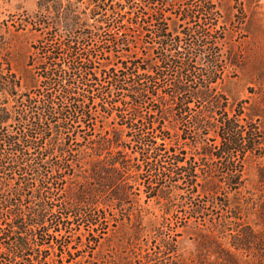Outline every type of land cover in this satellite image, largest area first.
<instances>
[{
  "label": "rangeland",
  "instance_id": "374dc122",
  "mask_svg": "<svg viewBox=\"0 0 264 264\" xmlns=\"http://www.w3.org/2000/svg\"><path fill=\"white\" fill-rule=\"evenodd\" d=\"M108 1L107 7L115 6L117 8L121 7L120 4L124 2L123 0ZM201 1L166 0L162 5L157 0H132L129 7L124 8V13H117V15L115 13L116 19L113 21L112 19L115 17L111 16L112 12L103 10L96 13L95 17L88 18L91 31L86 30L85 36L75 37L73 48L64 45L67 43V38L59 33L54 35L51 32L52 29L49 30L45 27L41 29L40 25L36 24L35 20L37 19L33 15L36 11L35 0H7L5 3H1L0 19L8 20L7 25L1 24L2 33L5 34L1 40L8 41L6 43L7 54L11 56L12 71L22 81V85L15 87L20 92L33 96L38 93L39 98L36 99H40L42 88H54L52 94L55 103L68 108V101L61 98L58 92V88L62 87L47 85L48 80L41 76L45 71L42 68L43 64L46 66L51 63L47 52L53 50L54 47L60 48L56 56H59L61 61L60 59L57 61L65 64L64 66L69 63L82 62V60H86L85 57L88 54L90 55L87 58L93 60L98 77L93 86L67 87L73 90L76 88L77 90L79 88L95 89L93 91L95 98L90 101V116L85 119L84 123L81 121L70 122L75 126L71 127L68 133H64L69 137L70 148L74 151L77 148L89 146L92 143L90 138L96 134L119 127L125 119L133 118L134 107L131 102L119 103L124 93L118 92V95H115L118 107L114 105L111 107L112 88L114 87L108 83L109 78L105 71L110 67H113L115 71L119 70L122 68L123 61L126 62L127 59L135 56L148 58L157 62V66L160 67L157 39L151 38L150 33H146V35L144 33L151 30V35H153L158 18L165 24L167 32L170 34L167 47L171 54L181 57L184 61L188 58L195 60L196 68L191 71L188 77L191 79L187 82L188 88H213L214 93L220 94L219 100L214 96L208 99L190 98L188 106L185 107L186 111L181 114L180 105L176 107L173 97L168 95L172 92L173 78L177 76L176 68L162 64V67L165 66L164 76L159 79L160 81L155 87L157 89L152 94H148L144 102L138 106L139 118L151 115L150 120L162 122V128L158 130L152 128L149 123L142 124L144 120L141 119L134 125L135 129H132V133L140 137L142 141L147 138L159 144L156 150L150 149L151 155L159 159V166H156L154 170L145 165L139 178L147 184L155 185L156 190L164 188L165 190L169 189L170 192L168 199L156 196L145 198V191L141 190V199L134 203L133 210L142 214L145 223L155 222L158 226L163 225L161 233H155L149 226L139 239L132 240L127 234L132 222L126 220L118 225L110 221L107 230L104 229L98 234L86 222L85 216L72 217L70 209L64 207L65 202L70 203L66 199L65 189L74 179L61 183L51 177H46L45 188H48V191L51 192L49 195L52 197L47 202L49 205L53 202L54 208L48 212L45 224L51 225L52 212L55 213L54 215L60 216V223L53 230L49 228L47 236L44 237L48 239L49 246L40 247L42 249L39 251L40 253L36 250L35 242H31L32 249L28 252L37 256V261L34 260L33 264H175V257L171 252H158L160 248L158 245L162 240L174 238L173 232H177L176 238L180 252L189 256L196 252L195 240L198 238V230L210 229L212 223L216 224L224 216H229L231 210L233 213L237 211L234 213L236 217H231L232 226L243 228L245 224H251L258 229L264 228L258 218L259 206L264 204V184L258 181L257 174L260 168H264V143L262 142L254 150L246 153L243 163L244 185L237 192L225 188L224 182L221 181V160L204 156L199 151L201 144L215 146L219 142L217 132L220 128V121L208 115L214 114L210 113L213 108L217 116H219L217 113L223 112L220 107H217L219 104L222 105V94L224 97H228L225 110L229 115L235 113L236 104L240 101L244 102L246 112L249 111V107L258 105L262 114L257 115L254 120L258 119V125L260 124L264 128V0H210L212 6L208 13L206 15L197 14V21H194L187 16L186 12L190 8H198ZM75 9L85 16V5L80 4ZM144 12L146 15L143 14ZM131 16L134 20L139 21L137 26L128 25ZM45 22L50 24L47 20ZM199 25L207 28L205 30L207 39L204 38V40H208L207 50L213 51L214 70L216 71L208 66L205 59L191 54L188 50L189 36L186 34L198 29ZM123 32H127L126 34L132 40L130 46L127 47L129 51L126 53L128 54L122 53L120 47L115 44L104 42L105 38L121 36ZM174 37L180 39V46L176 49L172 46ZM213 71L218 76L217 81L207 86L205 79H208V75ZM9 101L14 103L12 98ZM104 104L105 107L102 108L101 105ZM156 106L165 110L164 119L162 112L158 111L154 114L151 111ZM15 109L20 110V107L16 105ZM198 110H202L206 119L213 121L210 129H204L205 136H201V128H198L193 117L191 118L198 113ZM246 112L242 114V117H246ZM240 123L246 124L248 129L254 125L253 121L252 124L246 123L244 119L240 120ZM15 127L14 124L10 126V128ZM256 132L260 134L259 131ZM128 135L130 133L123 135L125 140ZM161 135H167V138L163 140ZM80 140L83 141L80 142ZM127 144L130 146V142ZM171 144L178 155L167 150ZM133 145V150L138 153L142 144L134 142ZM128 151L130 150L126 152ZM59 156L55 153L45 158L48 160L44 167L53 166ZM181 157L192 158L196 162V170L199 174L198 185H189L183 175L172 176L170 174L173 159ZM141 158L140 153L139 160ZM130 163H138L136 157L130 156ZM164 164L169 166V172L167 169L163 171ZM48 169L50 170V168ZM206 174L207 178L217 180L221 186L217 195L202 190L201 184H204L202 176L206 178ZM126 175L128 178H134L132 172H127ZM28 177L29 185L32 188H36L37 183H39V187L43 185V179H40L41 182L38 181L39 176L29 175ZM141 188H143L142 185ZM134 190L137 191L136 188ZM41 191L44 198L49 196L46 195L43 188ZM189 202H192L193 205H200L201 211L198 214L191 213L192 207ZM240 205L241 213L238 214ZM108 208L107 212L111 216L115 211L114 205H110ZM166 208H169V213L164 212ZM247 208L250 214L244 212ZM4 216L5 212L0 210V264H32V261L28 259L30 256L27 254L23 260L18 262L11 260L13 251L15 252L16 249L12 239L7 236L9 231H6L7 234L2 233L5 222L2 217ZM239 216L241 218L238 220ZM4 243L10 244L8 249ZM249 253L248 251L241 252V264L257 263L252 260L253 253ZM154 254L156 258L151 260L143 256L151 255L153 257Z\"/></svg>",
  "mask_w": 264,
  "mask_h": 264
},
{
  "label": "trees",
  "instance_id": "16d2710c",
  "mask_svg": "<svg viewBox=\"0 0 264 264\" xmlns=\"http://www.w3.org/2000/svg\"><path fill=\"white\" fill-rule=\"evenodd\" d=\"M6 1L0 0V5ZM123 1L120 4L121 7L109 6V8L107 7L108 0H35L36 11L33 15L37 19L35 20L36 24H39L41 29H43L42 27L52 29L51 32L54 35L59 33V35L67 38V43L64 45L73 48L75 37L85 36L86 30L91 31L88 22L89 17H95L96 13L103 10H106L105 12L110 10L111 16L115 17V13L117 15V13L123 12L124 8L129 7L128 5L132 0ZM157 1L163 5L166 0ZM80 4L85 5V16H82L75 9ZM211 6L210 0H202L198 8H190L186 14L197 21V14L206 15ZM89 14L91 15L88 16ZM143 14L146 15L145 12ZM115 19L116 17L112 21ZM46 20L50 24L45 22ZM156 22L158 23L153 30V35H151V30L144 33L145 35L150 33L151 38L157 39V48L160 51L158 59L160 67L157 66V62L148 58L135 56L130 57L126 62L123 61L121 69L115 71L113 67H110L105 71L109 78L108 83L114 87L112 88V100L109 101L111 107H118L115 95H118V92L124 93L119 103L131 102L134 107L133 118L125 119L119 127L96 134L90 138L92 143L89 146L77 148L74 151L70 148L69 137L64 133H68L71 127L75 126L70 122L81 121L84 123L85 119L90 116V101L95 98L93 95L95 89L79 88L77 90L76 88L73 90L67 87L74 85L92 87L94 82L98 80L93 60L87 58L90 54L82 62L78 61L64 66L65 64L57 61L58 59L61 61V58L56 56L60 48L54 47L53 50L47 52V57L51 63L46 66L43 64L42 68L45 71L41 76L48 80L47 85L62 87L58 88V92L61 98L68 101L69 106L67 108L55 103L52 94L54 88H42L40 99H36L39 98L38 93L33 96L29 93H22L18 88H15L22 85V81L12 71L11 56L7 54L6 43L8 41L1 40L5 36L2 33L1 24L7 25L8 20L6 18L0 19V210L5 212V216L2 217L5 220L2 233L9 231V234H6L8 238L12 239L17 251H13L11 257L14 262L23 260L26 254L30 256L28 259L32 261V264L34 260L37 261V256L28 252L32 249L31 242H35L37 252L42 251L40 247L49 246L48 239L44 238L47 236V231L49 228L53 230L60 223V216L54 215L55 213L52 212L51 225L45 224L48 212L54 208L53 202L51 205L47 202L52 197L49 195L51 192L48 191V188H45L46 177H51L61 183L74 179L65 189L67 192L66 199L70 203L65 202L64 207L70 209L69 211L73 214L72 217L81 218L85 216L86 222L98 234L104 229L107 230L110 221L118 225V223L126 220L132 222L129 231H127L132 240L139 239L149 226L155 233H161L163 225L158 226L155 222L145 223L142 214L133 210L134 203L141 199V190L145 191V198L156 196L157 198L168 199L170 192L169 189L165 190L164 188L156 190L155 185L147 184L139 178L145 165L154 170L156 166H159V159L152 156L150 151V149L156 150L159 144L147 138L142 141L140 137L132 133V129H135L134 125L141 119L144 120L142 124L149 123L152 128L158 130L162 128V122L150 120L151 115L139 118L138 106L144 102L148 94H152L157 89L155 87H157L159 79L164 76L165 66L162 67V64L176 68L177 76L173 78L172 92L168 95L173 97L176 107L180 105L181 114L186 111L185 107L188 106L190 98L208 99L214 96L219 100L220 94L214 93L213 88H188L187 82L191 81L188 77L191 71L196 68L195 60L188 58L184 61L181 57L171 54L167 47L170 34L159 18ZM138 23L139 21L134 20L132 16L128 21V25L132 27L137 26ZM206 29V27L199 25L198 29L186 34L189 36L188 50L191 54L205 59L204 61L208 63V66L214 70L215 57L212 50H207L208 40H204V38L207 39ZM126 33L123 32V35L114 36V38H105L104 42L115 44L120 47L122 53L128 54L126 53L129 51L127 47L130 46L132 40ZM173 39L172 46L176 49L180 46V39L178 37ZM214 71L208 75V79H205V85L208 86L217 81L218 76L215 75L216 72ZM11 98L14 103H10ZM221 103L222 105H217L223 110V112L217 113L219 116L214 112V108L210 110V113L214 114L208 115L220 121V128L217 132L219 142L215 146L201 144L199 151L204 156L221 160V181L224 182L225 188L237 192L244 185L243 163L246 153L254 150L262 142L264 143V128L260 124L258 125V119L254 120L262 112L258 105L249 107V111L246 112L244 102L240 101L236 104L235 113L229 115L225 110L228 97H224L222 94ZM16 105L20 107V110L15 109ZM101 107H105V104ZM102 110L104 111V109ZM151 111L154 114L158 111L162 112V117L165 118V110L162 108L156 106ZM197 112L191 118L193 117L198 128H201V136H205L204 129H210L213 121L206 119L202 110ZM245 112L247 113L246 117H242ZM242 119L251 124L253 121V127L248 129L246 124L240 123ZM12 124L16 127L10 128ZM256 131H259L260 134H257ZM127 133L130 135L125 140L123 135H127ZM161 136L163 140L167 138V135ZM82 138L84 139V137ZM82 141L80 140V142ZM126 141H128L127 143L130 142V146ZM134 142L142 144L139 154L133 150ZM172 147L171 144L167 150L176 153ZM127 150L130 151L126 152ZM55 153L60 156L54 161L53 166L48 167L49 170L47 166L44 167L48 160L45 158ZM140 153L141 160H139ZM130 156L136 157L138 163L131 164ZM164 165L162 166L163 171L167 169L169 172V166ZM171 165L170 174L172 176L183 175L189 185H198L199 174L194 159L174 158ZM127 172H132L134 178H128ZM257 174L258 181L264 184V168H260ZM29 175L39 176L38 181L41 182L40 179H43V185L39 187L40 185L37 183V187L32 188L29 185ZM202 178L204 181V184H201L202 190L217 195L218 189L221 187L217 180L207 178V174L206 178L204 176ZM41 188L49 196L44 198ZM189 203L192 207L191 213L198 214L201 211L200 205ZM110 205H114L115 208L111 216L107 212ZM240 208H242L241 205L238 214L241 213ZM164 212L169 213V208H166ZM230 212L229 216H224L216 224L212 223L210 229L198 230V238L195 240L196 252L191 255H183L180 252L176 238L177 232H173L174 238H168L159 243L158 252H171L175 257V264H241V252L248 251L253 253L252 260L255 263L257 261L256 264H264V228L258 229L251 224H245L243 228L234 227L231 217H236L234 213L237 211L233 213L231 210ZM244 212L250 214L248 208ZM240 218L239 216L238 220ZM258 218L264 226V204L259 206ZM4 245L7 249L10 246L9 243H4ZM143 256L150 260L156 258L155 254L153 257L151 255Z\"/></svg>",
  "mask_w": 264,
  "mask_h": 264
}]
</instances>
